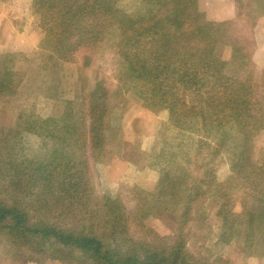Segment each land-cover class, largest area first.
I'll use <instances>...</instances> for the list:
<instances>
[{
	"label": "trees",
	"instance_id": "1",
	"mask_svg": "<svg viewBox=\"0 0 264 264\" xmlns=\"http://www.w3.org/2000/svg\"><path fill=\"white\" fill-rule=\"evenodd\" d=\"M119 1L32 0L44 35L42 67L47 69L53 60L54 73L58 62L72 61L81 50L93 52L104 40L117 38L122 89L115 94L134 91L143 108L153 114L165 112V130L171 128L181 138L188 133L189 144L160 151L155 190L134 188L131 211L120 195L97 192L95 165L99 157L110 154L118 135L110 124L112 112L106 115L108 107L91 97L102 90L103 99L101 82L90 103L66 101L69 108L77 104L80 111L76 125L62 126V136L54 119L23 120L19 115L18 123H26L23 130L20 123L12 129L0 128V232L18 248L29 247L35 254L47 250L51 257L65 259L64 252L74 259L70 264H191L193 258L179 234L189 222L204 216L198 200L217 187L210 166L217 159L229 163L231 176L223 191L241 190L243 197L240 213H225L227 205H220L222 225L230 238L242 225L247 250L262 253L264 161L253 162L251 149L264 130V84L254 82L249 54L245 57L237 41L225 38L232 22L206 20L197 11L196 0H142L145 9L140 16L121 11ZM255 9L254 20L264 14V3ZM219 44L228 45L241 56L240 64L251 68L243 79L224 75L226 62L218 57ZM82 62L87 66L89 55H83ZM12 80L17 85L23 81L12 70L2 71L0 97L13 93L17 85ZM50 84L45 98L59 99ZM26 133L42 143L49 140L65 146V157L57 162L56 149L34 159L19 155ZM67 134L74 140L67 141ZM191 147L193 156L184 150ZM249 200L257 204L255 209ZM158 208L178 216L175 239L160 240L159 245L148 236L132 238L128 226Z\"/></svg>",
	"mask_w": 264,
	"mask_h": 264
},
{
	"label": "rangeland",
	"instance_id": "2",
	"mask_svg": "<svg viewBox=\"0 0 264 264\" xmlns=\"http://www.w3.org/2000/svg\"><path fill=\"white\" fill-rule=\"evenodd\" d=\"M263 3L264 0H196V9L208 21L232 22L224 36L231 43L236 44L237 41V45L246 54L245 57L249 54L251 61L254 51L253 29L256 22L264 16L262 14L254 20L252 11ZM118 7L129 15L137 16L145 9L142 0H120ZM0 17L5 20L7 29L24 32L29 41L35 43V49L27 55L19 52L0 54V74L2 71L12 70L16 76L21 75L23 80L18 85L17 80H12V85H17L13 93L5 95V98L0 97V128H15L20 123L19 115L23 120H29L31 117L51 118L57 122L60 129L58 136H62L65 133L61 131L64 124H77V112L80 111L77 104L90 103L91 97L97 104H105L108 107L106 115L109 111L112 112L110 124L118 135L113 138L110 154L99 157L95 165L97 192L112 197L120 195L126 208L133 211L135 202L132 201L131 191L134 188L150 193L155 190L159 176L156 161L161 160L156 157L162 149L167 150V147L175 149L179 144L188 145V133H184L181 138L171 128L165 130L167 117L164 112L153 114L143 108L134 91L115 94L117 88L122 89L118 82L122 61L116 49L117 38L104 40L93 52L81 50L74 55L72 61L58 62L53 73V60L49 62L47 69L42 67L46 61L41 57L44 51L40 50L44 35L39 27V17L34 14L32 0H0ZM217 53L219 59L226 62L223 70L225 76L243 79L247 72L249 73L251 68L240 64L241 56L233 53L228 45L219 44ZM85 54L90 57L87 66H83L82 62V56ZM252 72L254 82L264 84V65H253ZM53 77L54 81L51 83ZM99 82L105 92L103 99L102 90L93 92ZM49 84L56 87L59 99L45 98ZM92 93L94 96L90 97ZM69 100L76 101V106L69 108L65 104ZM20 124L23 130L22 126L26 123ZM261 133L262 131L254 138L251 149V158L256 164L264 161V138L260 136ZM65 137L67 141L75 138L69 134ZM8 140L11 142L12 137L9 136ZM47 142L42 143L33 134H23V150L19 155L25 154L29 159H34L46 156L56 149L57 162L60 157H65V146ZM192 147L184 149L189 156L194 155ZM78 156L79 153L76 158ZM210 166L214 169L212 177L217 187L211 186L210 192L198 200V205L202 206L200 212L204 216L200 220L197 218L189 222L179 234L186 253L193 258L191 264H264V251L251 254L244 245L242 225L231 238L226 233L218 215L220 205H227L223 210L225 213H240L243 197L241 190L233 189L229 192L222 189L231 176L228 161L214 159ZM247 203L251 209L257 207L253 201L249 200ZM179 228L178 216H172L161 208L152 211L148 218L128 226L132 238L141 239L148 236L151 242L159 245L160 240L171 243ZM222 237L224 239H220ZM61 255L65 259L53 258L47 250H44L43 254H35L29 247L18 248L8 236L0 232V264H70L74 260L64 252Z\"/></svg>",
	"mask_w": 264,
	"mask_h": 264
},
{
	"label": "crops",
	"instance_id": "3",
	"mask_svg": "<svg viewBox=\"0 0 264 264\" xmlns=\"http://www.w3.org/2000/svg\"><path fill=\"white\" fill-rule=\"evenodd\" d=\"M254 51L251 56V63L256 67L264 65V16H262L253 29ZM35 49V43L30 42L24 32H14L6 28L5 20L0 17V54L19 52L27 55ZM165 114V112H164ZM166 117V114H165ZM264 138V130L260 134Z\"/></svg>",
	"mask_w": 264,
	"mask_h": 264
}]
</instances>
